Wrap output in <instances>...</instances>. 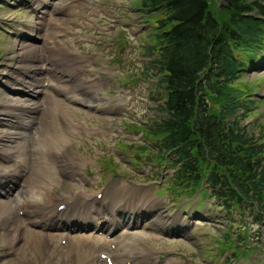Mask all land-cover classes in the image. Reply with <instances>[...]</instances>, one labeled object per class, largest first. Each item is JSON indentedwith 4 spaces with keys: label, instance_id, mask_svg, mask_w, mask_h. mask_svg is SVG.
<instances>
[{
    "label": "rangeland",
    "instance_id": "1",
    "mask_svg": "<svg viewBox=\"0 0 264 264\" xmlns=\"http://www.w3.org/2000/svg\"><path fill=\"white\" fill-rule=\"evenodd\" d=\"M40 1L43 0H0V104L5 102L3 92L9 84L7 80L19 85L11 75L7 74L23 75V67L27 63L26 55H34L32 53L19 55L20 49H17L14 43L20 40L38 44L43 42L42 38L28 33L31 31L32 23L39 20L38 15H43L35 9ZM209 1L216 13H221V4L224 0ZM55 2L57 7L55 10H50L48 16L44 15V22H50L51 26H54L57 21L60 25L54 32L50 33L49 30L48 34L47 31H40L39 35L44 37L50 35L57 39L64 32L67 34L73 32L67 36L68 42L62 45L72 50L80 61L83 60L85 70L81 76L84 79L83 83L88 84L89 79L96 77L97 84L86 87L89 92L93 90L94 97L89 101L94 102L92 106L80 103L66 110L69 124L72 122L70 126H77L75 128L80 129L77 132L79 134L77 140L72 139V144L68 146L67 153L76 159H69L70 164L67 169L69 174H73L74 170L72 172L71 167L78 161V164L83 166L81 175L84 177L79 175L72 182L56 167L53 168L52 173L44 172L43 177L50 182V187L44 196L46 205L41 206L42 212H45L44 209L50 202L62 200L61 197L79 196L88 188L90 194H85L88 196L100 187H106L107 191L112 187H122V191L125 192L121 191L116 195L121 193L126 195L134 190L137 182H143L145 188L135 194L129 212L123 208L124 203L117 201L116 197L110 200L107 199L108 197L93 200L95 197L92 195L89 198L92 208L100 211L98 215L92 214L95 222L97 223L100 218L109 223V226L115 229V233L118 232L117 236L121 235L122 231L119 233L116 229L127 226L122 225L121 220L125 223L130 221L132 226L140 224L143 220L146 226L153 223L157 232H164L157 236V232L143 228L142 225L134 227L133 229L140 235L133 236L138 241L136 239L135 246L131 250L139 248L152 252L153 255L161 253L164 261L169 262L176 255L173 260H178V264H185V259L190 260V264H264V230L260 226L262 222L257 223L249 211L245 214H240L238 209L227 212L225 208L216 205L215 197L206 196L201 190H195L193 195L187 194L180 200L172 201L173 197L167 194L169 181L167 177L172 169L149 155H137L132 149L147 139L143 133L150 120L164 115L159 108L160 102L156 99L159 95L158 91L162 89L157 80L158 73L156 69L149 67L148 61L151 57L145 53L146 44L149 40L151 42L149 33L155 29L157 15H149L148 11L141 7V0H55ZM64 4H69L70 15L62 8ZM57 33L60 34L55 35ZM73 44L76 47H73ZM41 56L42 53H38V57ZM45 56H42L44 61L48 59V55ZM88 62H92V67L88 66L90 64L86 66ZM80 82L78 79L77 83ZM46 85L47 83L44 84L45 87ZM235 85L241 89L247 85L252 87L253 91L250 93L257 102L251 109L242 110L245 114L243 121L264 141V53L248 64ZM210 103L213 109L219 107V102L215 99H211ZM142 124L144 128L141 127ZM0 129L6 131L7 126L2 123ZM132 142L136 146L129 148L128 144ZM10 163H13V160L8 157V153L5 154L0 143V168ZM84 170L91 175L88 176ZM86 179H89L90 183L80 184V181L83 183ZM1 182L0 180V184ZM74 183L76 184L72 185ZM12 185V183L9 186L8 183L0 185L1 200H7L10 196L15 197L17 201L20 200L22 196L19 191L20 185H14L12 192L6 193ZM81 196L84 197L82 194ZM100 200L106 203L102 204ZM127 201L125 199V202ZM55 204L51 208H54ZM17 205L16 213L22 215L18 212ZM5 210L6 207L0 205V217L5 214ZM108 213L109 220L105 221ZM209 214L210 225L205 220H202L206 222L204 226L192 221L198 215ZM36 216V213H31L32 218ZM4 221L0 218V264L89 263L90 247L74 254L63 247L60 237L51 241L54 244H49L51 240L49 238L38 243L36 237L33 238L26 232L20 239L24 240L26 237V241L29 235L32 236L34 243L30 242V247L37 246L39 250L32 249L33 252L30 251L26 256L22 255V251L17 247L21 240L17 242L13 238L12 228L16 222L12 224ZM192 225L196 227L190 229ZM94 226L92 228H95ZM87 229L88 227L80 232L91 234L92 231ZM229 229L231 240L234 239L240 244L238 248L235 242L232 245L226 240L225 236ZM78 232V230L72 231L71 234L74 236ZM128 233L132 232L129 230L124 232V234ZM141 235L148 238L145 240ZM239 235H247V238L243 240ZM95 236L99 237L96 234ZM68 239L71 241L70 238ZM94 240L99 239L94 238ZM5 241L9 242L8 245ZM242 243L247 244L249 250L244 249ZM152 254L149 253V256ZM121 255L122 253L120 257ZM114 260L116 262L115 257ZM138 260L142 263L141 258Z\"/></svg>",
    "mask_w": 264,
    "mask_h": 264
},
{
    "label": "trees",
    "instance_id": "2",
    "mask_svg": "<svg viewBox=\"0 0 264 264\" xmlns=\"http://www.w3.org/2000/svg\"><path fill=\"white\" fill-rule=\"evenodd\" d=\"M141 7L157 15L145 53L164 115L142 124L147 139L128 147L172 169L175 195L203 188L228 212L250 211L263 228L264 141L242 112L257 101L252 87L235 83L264 53V0H224L221 13L209 0H141Z\"/></svg>",
    "mask_w": 264,
    "mask_h": 264
},
{
    "label": "bare ground",
    "instance_id": "3",
    "mask_svg": "<svg viewBox=\"0 0 264 264\" xmlns=\"http://www.w3.org/2000/svg\"><path fill=\"white\" fill-rule=\"evenodd\" d=\"M56 7L57 3L55 0H43L35 6L38 13H42L43 15H38L37 18L39 20H35L32 23L30 26L31 31H28V33L42 38L43 42L38 44L37 42L20 40L14 43V46L20 49L19 55L26 53L34 55H26L27 63L24 64L23 75L14 76L11 73L7 74L11 75L19 85H14L12 81L7 80L9 84L6 91L3 92L5 102L0 104V125L2 123L8 125L6 131L0 129V143L5 150V154L8 153V157L13 160V163L0 168V173H2L0 174L2 177L0 178L2 181L0 185L8 183L9 186L11 183L13 184L6 191L7 194L12 192L14 185H20L19 191L22 195L18 201L13 196L8 197L7 200L0 199V205L6 207L5 214L0 218L5 220V223L13 224L16 222L12 228L13 238L17 242L21 240L17 247L22 251V255L25 256L30 251L33 252L30 247V242L34 243V240L31 238L32 236L33 238L36 237L37 242L39 241L38 243L46 238L51 239L50 241H54L58 237H60V240L62 238H70L71 241L68 242L70 243L68 249L74 254L81 253L87 250V247H90L89 251L93 255L95 251L101 248L99 240L94 241L93 247L85 244V239L93 238V236L80 232L81 230H86L91 221L95 220V217L92 215L93 213L100 214L98 209L94 208L91 211L90 207H88V204L91 202L90 199L85 200V203L88 204L84 207L80 205L72 207L73 202L63 198L57 201L54 208H51L54 203H50L45 209L49 208V211L54 213V218H49L50 214L45 209V212H42L41 208L42 205H45L44 196L48 193L50 187V182L43 177V173H52L53 168L56 167L65 174H69L67 169L70 164L69 159H76V157H72L67 152L69 151V144H72V139L77 140L76 134L80 129L75 128L77 126H70L72 122L69 124L66 110L69 107H74L75 101L93 104L94 102H89L94 97L93 90L89 92L86 87L97 84L96 77L89 79L87 81L88 84L83 83L84 79L81 77L84 74L83 71H85L84 64L82 63L83 60L80 61L72 50L62 45L68 42V35L62 41L60 38L55 39V37H50V35L48 37L39 35L38 32L40 31H47L48 33L50 30L49 32L51 33L58 29L60 23L57 21L55 23L56 26L52 27H50V22H44V15L48 16L50 10H55ZM38 53H42L43 57L48 55V59L44 61L42 56L38 57ZM46 73H49L52 78L44 77ZM78 79L81 81L80 83H77ZM55 81L57 82L55 83ZM46 83L47 87L44 86ZM76 163L79 162L77 161ZM83 165L86 166L85 164ZM71 197L75 199L82 198L80 195H72ZM43 199L44 202H41L40 200ZM96 199L95 197L93 200ZM62 203H65L64 207L59 208V205ZM16 205L19 207L18 212L21 210L23 216L16 213ZM20 205H23V207H20ZM63 211L65 212L61 214L60 218L64 215L75 216L76 213H79V218L86 220L89 224L85 225L83 223L77 228L76 226H69L68 222L63 223L59 221L56 223V217ZM31 213H36L37 216L32 218ZM121 224L131 226L132 223L130 221L125 223L124 220H121ZM150 224L154 225L153 223ZM34 225H37V227H33ZM39 226H42L43 229L38 228ZM94 227L99 228L96 231L105 230L102 238L112 230L109 223L102 221L100 218H98L97 223L95 222ZM76 230L79 232L73 236L71 232ZM25 232L32 235H29L26 241V237L24 240L20 239ZM116 233L118 234V232ZM120 237L121 235H118V238ZM104 240L110 245L106 246V252L107 255L112 256L113 264H132L125 257L123 247L118 243L113 247V239L105 238ZM5 242L8 245L9 242ZM61 244L63 243L61 242ZM36 248L38 249L39 247L36 246ZM129 254L131 252L126 251V255L129 256ZM95 262V264H108L101 257H97ZM134 264L142 263L136 260Z\"/></svg>",
    "mask_w": 264,
    "mask_h": 264
},
{
    "label": "water",
    "instance_id": "4",
    "mask_svg": "<svg viewBox=\"0 0 264 264\" xmlns=\"http://www.w3.org/2000/svg\"><path fill=\"white\" fill-rule=\"evenodd\" d=\"M209 120V119H208Z\"/></svg>",
    "mask_w": 264,
    "mask_h": 264
}]
</instances>
